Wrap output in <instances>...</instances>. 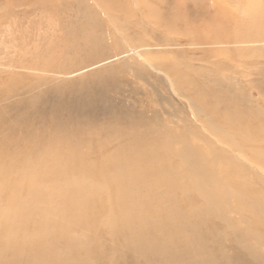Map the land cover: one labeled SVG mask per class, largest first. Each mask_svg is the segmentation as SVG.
<instances>
[{"label":"bare ground","instance_id":"6f19581e","mask_svg":"<svg viewBox=\"0 0 264 264\" xmlns=\"http://www.w3.org/2000/svg\"><path fill=\"white\" fill-rule=\"evenodd\" d=\"M34 1L50 13L75 9L79 21L64 32L84 60L61 53L64 58L52 56L32 71L51 73L61 65L62 75L68 76L73 73L66 70L78 72L86 63L92 67V62L95 66L131 54L132 62L122 69L137 73L139 80L150 69L162 73L206 134L192 123L170 128L136 117L125 120L127 126L122 121L124 126L111 121L105 131L97 126L86 139L72 138L67 131L51 137L47 127L28 129L26 137L24 119L32 114L5 119L2 109L0 118L7 122L0 132L8 142L0 140V264H264V113L251 104L245 111L243 90L230 95L214 77L210 85L200 83L202 71L178 59L189 52L173 50L156 28L163 24L166 33H174L182 21L171 15L161 17L153 8L144 20L147 30L128 19L131 12L121 0ZM243 7L252 30L245 28L242 41H264L262 3L246 0ZM102 14L109 20L103 21ZM188 26L185 37L197 43L212 29L198 34ZM236 34L220 31L216 37L240 43ZM135 58L140 67L133 64ZM120 69L112 68V75L125 73ZM215 69L228 79L224 72L229 66ZM98 78L106 87L107 81ZM258 90L264 97V85ZM28 102L33 109L34 102ZM114 141L121 144L112 148Z\"/></svg>","mask_w":264,"mask_h":264},{"label":"rangeland","instance_id":"374dc122","mask_svg":"<svg viewBox=\"0 0 264 264\" xmlns=\"http://www.w3.org/2000/svg\"><path fill=\"white\" fill-rule=\"evenodd\" d=\"M30 1L31 0H0V116L2 114V109L6 111L3 114L5 119L8 116H13L15 118L18 117L17 119L20 120L27 112L31 113L32 116L24 119L25 125L23 135L25 134L26 137H29L28 129L47 127V132H51V135L49 133L51 137H53L56 132L58 133V131L60 134H58L59 136L66 134L64 132L67 131L72 138L82 136L86 139L91 129H96L97 126L105 131L108 126H113L112 123L118 122L121 124L124 122L126 124L136 117L143 120L147 118L148 122L156 125H163V123L167 127L171 125L170 128H182L186 127L187 123H192L198 127L201 133L202 131L205 133L203 127L200 128V125H197L192 119L189 103L184 97H176L168 80L162 73L160 74L155 70L148 69L149 72L146 73L144 80H139L137 73L125 72V70L122 69L124 64L132 62V58L130 57L131 54H126L128 56H118L110 61H104L95 66L92 62V67L88 66L91 62L88 64L86 63L82 65V70L75 73L73 71L76 68L66 70V72L68 71L67 73L72 72V76L62 75L64 70L60 68L61 65H54V69H51V73H41L39 70L37 72L32 71L35 70L32 69L35 68V65L43 67L44 60H48L52 56L58 54L61 56L65 54L64 57L68 56L70 59L77 61L84 60V55H77L74 51L75 45H70L74 40L70 37L67 38L64 32L65 29L70 27V24L75 23L77 20L79 21L75 9L70 12L68 10L62 12V9H59V12L54 10V13H50L49 11L46 12L44 7L36 1L33 0V2L37 4L36 6ZM217 1L218 0H166L165 3H163L161 0L160 3L162 4L151 2V0H121L120 2L126 5L127 13L129 10L131 12L129 13L130 18L128 19L132 22H136V24H139L138 26L143 29L145 28L148 30L146 27L148 24L144 23V20L146 21V16L150 14L149 12L151 10L153 11L155 9L158 10V15L161 17L163 15H171V17H174L177 21H182L179 24L175 21L177 25L175 26L174 33L178 35L174 34L173 31L172 33H166L163 24L160 25V27H156L159 29L158 32L161 33V36L163 35L166 40L171 42V48L173 50H178L179 52L180 50H185L189 52V55L187 52L179 55L180 57L178 59L186 61L194 69L202 71V75L208 76L206 77L208 80L204 76L201 78L202 75L199 77L200 83L204 86L210 85L212 81L216 79L223 83L230 95H234L236 91L240 92L243 90L240 93L246 98V105L243 104L245 111L248 112L251 104L255 109H259L264 113V97H262L258 90V85L260 83L262 86L264 85V41H242L244 38L241 36V33L247 31L245 28L252 30V27L249 25V16L243 7L245 6L246 0H222L223 3L219 5L216 3ZM260 2L262 3L264 13V0H260ZM16 3L18 4L16 5ZM97 11L100 12V9H97ZM224 12L227 13L226 16H222ZM102 15L103 21H105L106 18L109 20L106 15ZM262 18H264L263 14L261 16V19ZM123 21L125 22V19ZM186 21L191 27L199 29V31L196 28L191 29V31H197L198 34L200 32H205L209 27L212 29L208 36H204L206 39L200 40L201 42L198 41V44L191 37H188L189 39H187V36L185 37V33H183L185 31L184 29H186L185 32L188 33L187 30L189 28ZM262 24L264 28V19H262ZM150 26L149 24V28ZM168 28H170V26ZM172 29H174V27ZM163 31H165V33ZM220 31H228L230 34L237 32L238 35L236 34V36L240 38V43H222L225 40H220L216 37ZM212 32L214 33L212 34ZM231 37H233V35ZM230 40V38L226 39L227 42H230ZM156 41L160 42L157 39ZM189 49L191 51L193 50L192 54ZM243 51H250V56H243L241 54ZM38 57H40L42 61L38 62ZM58 59L62 60L60 56ZM133 61V64H136L137 67L138 60L135 58ZM240 64L241 67H239ZM242 64H244L243 67ZM19 65H21V67H19ZM24 65L25 67H23ZM140 65L141 64H139L138 67H140ZM115 66H120V70L125 73H119L118 71L114 73L117 74L118 77H116V75L113 76L111 69L116 68ZM216 66H219V69L221 66H229L230 69L224 72L225 75H228V79L224 78V76L222 77V75H217ZM231 66L233 69H231ZM55 70L58 74L55 73ZM102 70L103 72H100ZM208 70H211V72ZM239 70L241 72L243 71L244 74H241ZM237 71L240 72V74ZM233 72H237L238 77L236 75L235 77L234 74H232ZM98 75L101 76L102 80L107 81L106 87L96 80L99 77ZM67 84L69 87L65 88ZM30 100L34 102V110L31 108L32 105L28 102ZM14 110L19 113L18 116L12 114ZM143 112L145 113L143 114ZM155 114L158 115L153 116ZM141 115H146V117L144 116V118ZM149 115L153 117L148 118ZM105 118L107 119L106 124L101 125V123L103 124L106 121ZM3 120L0 118V130H2L1 124L4 125L5 122H7V120L2 122ZM66 120L68 124L65 123ZM63 123L67 126H64ZM118 123H116V125H118ZM124 123H122L123 126ZM140 124L143 125V123ZM127 125L130 124H126L125 126ZM54 128L58 130H54ZM48 139L49 137L47 136L42 138V140H45L44 142H47ZM0 140L8 142V139H6L1 132ZM118 142L120 141H114L110 146L112 148L119 146L121 142L120 144ZM113 143L115 145H113ZM232 217L234 218L237 216L233 214ZM216 222L218 221L216 220ZM226 245L229 249V245ZM232 249L233 247L230 246V253L234 252Z\"/></svg>","mask_w":264,"mask_h":264}]
</instances>
